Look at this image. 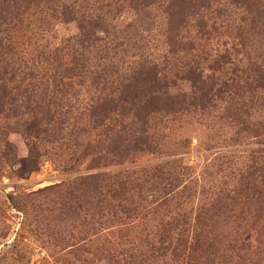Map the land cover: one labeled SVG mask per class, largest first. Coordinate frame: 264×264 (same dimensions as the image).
<instances>
[{"label":"rangeland","instance_id":"rangeland-1","mask_svg":"<svg viewBox=\"0 0 264 264\" xmlns=\"http://www.w3.org/2000/svg\"><path fill=\"white\" fill-rule=\"evenodd\" d=\"M0 264H264V0H0Z\"/></svg>","mask_w":264,"mask_h":264}]
</instances>
